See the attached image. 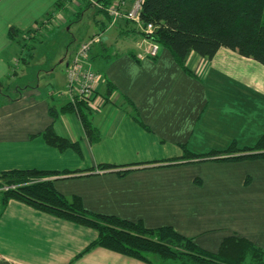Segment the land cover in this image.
<instances>
[{
    "label": "crops",
    "instance_id": "obj_1",
    "mask_svg": "<svg viewBox=\"0 0 264 264\" xmlns=\"http://www.w3.org/2000/svg\"><path fill=\"white\" fill-rule=\"evenodd\" d=\"M84 10L78 0H0V172L56 173L48 178L55 190L79 197L87 211L141 220L147 228L171 226L210 253L231 236L264 249V159L218 160L242 154L234 153L176 160L183 148L207 155L233 143L249 148L264 137V67L226 48L210 60L191 53L185 62L189 73L163 48L156 57L142 59L134 42L132 50L121 46L113 52L126 29L96 11L91 24L99 35L87 37L98 40L89 54L97 76L95 96L82 111L97 135L90 142L77 112L62 111L70 103L66 70L83 42L66 62L65 45L52 58L46 53L51 47L45 49L54 42L56 28L67 26L68 17L78 21ZM55 14L57 21H49ZM111 30L117 35H107ZM19 43H30L29 53ZM58 60L64 65L60 73ZM41 71L47 78L39 79ZM18 75L28 82L14 86ZM50 125L70 146L58 149L45 141ZM201 165L221 170L223 195L211 192L210 199H216L202 203L209 209L192 207L187 214L181 205L192 204L188 197L196 195L171 197L168 187L179 179L196 194L205 182L186 171ZM166 172L175 180L168 183ZM97 235L19 201L4 203L0 192V264H148L101 247L87 250Z\"/></svg>",
    "mask_w": 264,
    "mask_h": 264
},
{
    "label": "trees",
    "instance_id": "obj_2",
    "mask_svg": "<svg viewBox=\"0 0 264 264\" xmlns=\"http://www.w3.org/2000/svg\"><path fill=\"white\" fill-rule=\"evenodd\" d=\"M94 1L97 5L91 3L92 7H89L85 4V8H95L98 14L108 17L107 8L112 0ZM140 19L142 23L154 26L151 41L168 50L185 72L189 73L185 62L191 53L210 60L221 48L264 67V0H143ZM15 32L13 28L9 30L11 38L16 36ZM86 109L85 102L77 101L68 103L62 111H76L87 138L94 142L96 132L82 112ZM50 115L54 118L57 112L51 108ZM43 137L58 149L70 146L68 140L53 132L51 125ZM234 153L242 154L218 160L264 159V137L249 148L238 149L233 143L223 151L207 155H193L183 148V155L176 160L189 162ZM99 168L111 166L99 165ZM55 174L37 170L0 172L4 203L16 200L96 230L97 238L87 250L101 247L148 264L151 263L149 255H154L159 264H264V249L244 238L227 237L216 253H210L171 226L147 228L141 220L132 222L91 213L83 207L79 197H64L55 190L53 182L48 179Z\"/></svg>",
    "mask_w": 264,
    "mask_h": 264
},
{
    "label": "rangeland",
    "instance_id": "obj_3",
    "mask_svg": "<svg viewBox=\"0 0 264 264\" xmlns=\"http://www.w3.org/2000/svg\"><path fill=\"white\" fill-rule=\"evenodd\" d=\"M78 1H80L83 5H85V4L89 5V7H92L91 6L92 2H95L94 0H78ZM75 2H77V1H75ZM132 2H133V0L130 3H127V2L124 3L123 0H112L111 5H114V6H116V8H118L119 14L121 16V14H124V12H126L131 7ZM81 14H82V17L79 18L78 21L74 20V18H72V17H68V21L66 24L67 26L64 25L61 28H58V30L56 28V33H58V34L52 39V41H54V42L52 44H50V46H47V45L45 46V49L51 47V49H52L51 52H46L45 50H43L44 52H46L48 54V56L50 58H52L54 56L53 52L57 53L59 51H62V49L65 45L66 50L68 49V51H66V52L64 51L65 57L62 58V60H64V62H66V61L70 60L71 55H72L75 47H77L78 44H80L81 42H85V41L89 40V38H87V37L91 36V34H93V33H94V35H99V34H95V32H99V31H96L95 27L93 26L94 27L93 28L92 24H91V22H93L92 18L94 16L98 15V14H96V10L94 8H85V10ZM56 17H57L56 14L51 16L49 21H51V22L57 21ZM107 18L109 20V24L117 25V24H120L122 22L121 26L124 25V29H126L125 32L123 34H121V36L123 35L125 38L122 39V37H120V39H117V41H116L117 43L115 42L116 46L114 47L113 52L117 49L119 50V48L121 46L124 50L126 49V47H128L130 50H132L133 42L136 44L135 45L136 46V52H139L140 48L145 47V44L142 42L144 40V37H143V33H142L141 28H139L137 25H134L132 22L125 20L124 17L114 18L115 21H113L112 17H110V16H108ZM104 19L105 18H102V16L100 17L101 21H104ZM49 21H47V22H49ZM107 35L115 36V35H117V33H116V31L111 30V32H109V34H107ZM123 41H125L124 44H122ZM18 46L22 51H27L26 53H29L28 50H29V48L32 47L30 43H24V44L19 43ZM24 58L25 57H23L22 60ZM25 60L26 59H24V61ZM38 62H41V61H38ZM37 63H36V65H37ZM32 64H34V63H32ZM60 64H61L60 60H58L56 62V66L59 68V71H57L59 73L62 72L63 67H64L63 64L62 65H60ZM18 69H19V67H18ZM17 71L19 74V70H17ZM36 71H38V69L35 70V73H36ZM40 75H41V77H39L40 80H42L43 78H47V76H45V74H43L42 71L40 72ZM34 81H36V80L34 79ZM11 82L14 84V86L19 87L22 84H26L28 81L21 80L19 78V75H18V77L14 78ZM74 103H76V102H74ZM199 167H200L199 170H197V168H195V167L194 168L189 167L187 169L188 171H186L189 175H192V174L198 175L200 178H202L203 182H205L204 185L200 186L199 191H197L196 194H190L191 193V187L189 185H187L186 183L183 185L182 180L179 181V179H177L176 183L174 181L173 182L174 184H171L168 187L169 189H168L167 194L171 197H173V196L175 197V195H180V192H183L184 195H186V194H189L191 196L196 195L194 197H188V199H190V200L194 199L193 202H195V204L192 202V204L181 205V207L186 209V212L188 211L187 214H191V211H189L188 209L192 208V207L195 210H197V208L199 207L200 208L199 212H205L207 210V208L209 209L210 206L208 203H205V204H202V203L203 202H211V201L216 199V198L210 199L211 197H215L213 195H210L211 192L218 193L219 197H222V195H223V194H221V192L218 191L221 189V187L223 185L222 181H223L224 176L221 173V170L218 171L217 168L212 167V166L206 167V165H201ZM167 174L169 175L166 179V181L168 183L171 181V179L175 180L173 178V175H171L170 173H167ZM215 181L218 183L214 184ZM196 199L201 201L200 202L201 205H197ZM203 209H205V210H203ZM177 213H179V211H177ZM149 257L151 259V262L153 261L154 264H159L154 255H149Z\"/></svg>",
    "mask_w": 264,
    "mask_h": 264
},
{
    "label": "built area",
    "instance_id": "obj_4",
    "mask_svg": "<svg viewBox=\"0 0 264 264\" xmlns=\"http://www.w3.org/2000/svg\"><path fill=\"white\" fill-rule=\"evenodd\" d=\"M97 5L95 2H92ZM143 0H133L131 7L124 12V14H119L118 8L111 5L107 9V13L110 17H124L125 20L132 22L142 29L145 47L139 49L136 54L138 59L146 57H156L159 52V46L151 41V37L154 33V26L152 24H144L140 19V12ZM98 40L91 38L83 43H81L76 50L73 58L68 64L66 70V94L70 103L77 101H83L86 104L95 96V86L97 81L96 74L92 71L89 65V54L91 47Z\"/></svg>",
    "mask_w": 264,
    "mask_h": 264
}]
</instances>
